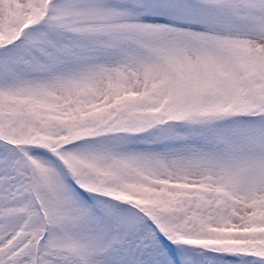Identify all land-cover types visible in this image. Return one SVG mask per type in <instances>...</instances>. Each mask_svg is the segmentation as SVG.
<instances>
[{
    "label": "snow or ice",
    "instance_id": "obj_1",
    "mask_svg": "<svg viewBox=\"0 0 264 264\" xmlns=\"http://www.w3.org/2000/svg\"><path fill=\"white\" fill-rule=\"evenodd\" d=\"M0 264H264V0H0Z\"/></svg>",
    "mask_w": 264,
    "mask_h": 264
}]
</instances>
